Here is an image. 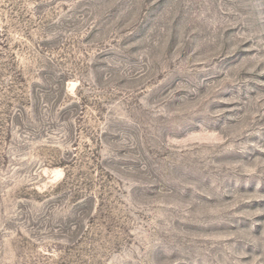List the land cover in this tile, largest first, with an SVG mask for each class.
Wrapping results in <instances>:
<instances>
[{
	"label": "rangeland",
	"instance_id": "rangeland-1",
	"mask_svg": "<svg viewBox=\"0 0 264 264\" xmlns=\"http://www.w3.org/2000/svg\"><path fill=\"white\" fill-rule=\"evenodd\" d=\"M0 264H264V0H0Z\"/></svg>",
	"mask_w": 264,
	"mask_h": 264
}]
</instances>
